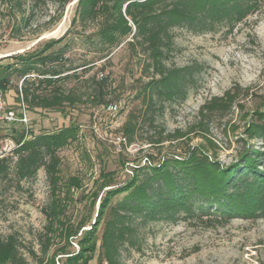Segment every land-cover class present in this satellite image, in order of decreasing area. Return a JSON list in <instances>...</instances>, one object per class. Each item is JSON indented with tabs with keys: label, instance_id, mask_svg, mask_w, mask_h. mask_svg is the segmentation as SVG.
I'll return each mask as SVG.
<instances>
[{
	"label": "trees",
	"instance_id": "1",
	"mask_svg": "<svg viewBox=\"0 0 264 264\" xmlns=\"http://www.w3.org/2000/svg\"><path fill=\"white\" fill-rule=\"evenodd\" d=\"M9 1L18 7L21 5V0ZM261 1L78 0L70 27L62 37L49 39L40 50L16 57L19 65L0 67V89L4 92L10 75L15 74L22 84L20 92L17 90L14 96V103L9 105L11 108H17L21 94L28 112L63 113L65 108L82 102L106 110L110 100L120 99L109 83V76L100 74L98 78L94 74L86 79L83 76L98 61L106 59L109 64L112 51L125 43L136 53V58L139 55L140 78L146 80L141 81L136 95L144 107L139 126H146L153 132L146 137V142L151 147L172 142L185 134L181 130L166 132L159 120L169 102L184 98L192 77L189 67H177L172 62L174 31L209 33L232 26L249 15ZM71 2L53 0L60 11L59 18L53 22L59 21ZM75 26L94 27L84 39L94 45L98 55L95 60L81 65L70 63L66 67L63 55L68 45L54 48ZM105 65L100 71H104ZM74 80L78 86L64 89L63 84ZM233 100V95L227 92L203 104L198 111V121L192 125L193 131L204 130L205 123L231 110ZM137 124L136 117L130 115L120 128L123 146H129L135 140ZM16 126L8 125L6 129L13 132ZM243 132L246 137L235 140L239 148L228 164L220 162L216 155L209 153V146L202 144L188 147L183 154L160 158L157 163H154V155L149 154L143 166L133 168L131 179L117 187L111 185L112 173H101L94 183V191L81 197V201L89 202L92 209L100 193L108 188L99 199L93 224L86 230L84 221L73 227L66 220L69 206L75 201L73 191L82 185L78 177L61 181L57 156L61 148L76 140L77 125L71 124L52 133L33 135L29 132L27 139L10 156L0 159V179L7 176L9 158H15L19 181L32 178L39 169H44L49 201L42 209L46 224L39 238L43 256L40 263L47 257L54 239L59 237L65 244L55 250L50 264H55L57 256L63 259L62 264H89L97 249L99 264H122L121 249L125 245L135 246L137 230L147 224L177 220L223 224L235 216L264 217V109L253 112ZM23 137L21 132L15 142L18 144ZM250 140L256 141V147ZM100 225L103 228L97 246ZM72 242L78 248L75 252L68 250ZM19 249L20 243L13 235L0 237V264H28Z\"/></svg>",
	"mask_w": 264,
	"mask_h": 264
},
{
	"label": "rangeland",
	"instance_id": "2",
	"mask_svg": "<svg viewBox=\"0 0 264 264\" xmlns=\"http://www.w3.org/2000/svg\"><path fill=\"white\" fill-rule=\"evenodd\" d=\"M75 1L66 6L58 22H53L60 16L53 0H21L20 7L12 1L0 0V67L19 65L16 57L40 50L49 39L62 37L70 27ZM70 30L54 48L68 45L63 65H81L95 60L98 54L94 52V45L84 39L94 27L75 26ZM174 34L172 62L177 67H189L192 77L184 98L169 102L159 123L168 133L181 130L185 134L182 138L159 146L147 144L146 137L153 132L139 126L144 107L141 98H136L145 79L140 78L139 55L136 58V53L125 43L112 51L109 64L106 59L98 61L83 76L84 79L94 74L98 78L100 74L109 76V83L120 98L109 102L117 105L115 112L85 102L67 107L63 113L29 112V132L33 135L52 133L71 124L79 127L76 140L57 152L61 181L69 177L81 180L82 187L73 191L75 201L66 214V220L73 227L84 221L86 230L93 224L99 199L108 188L100 193L92 209L81 197L94 191V183L101 173H112L111 185L117 187L131 179L133 168L143 166L149 154L154 155V163H157L160 158L183 154L188 147L202 144L209 146V153L216 155L220 162L228 164L239 148L235 140L246 137L245 123L253 112L264 109V0L232 26L197 34L176 29ZM9 79L4 97L6 103L12 105L22 80L15 74ZM72 86L78 83L74 80L63 84L66 90ZM227 92L234 98L232 109L205 123L204 130L193 131L200 107ZM130 115L137 119L136 137L131 145L123 146L117 143L116 137H122L119 130ZM21 132V127L16 126L12 132L0 125V137H11L15 141ZM250 144L257 145L255 140H250ZM8 166L6 178L0 179V237L13 235L28 264H50L51 256L65 241L55 238L47 257L39 262L43 259L39 238L46 224L42 209L49 201L44 169H39L32 178L19 181L15 158H9ZM102 228V225L98 228L97 246ZM135 244L121 249L122 264H264V217L235 216L223 224L198 220L151 223L137 230ZM77 249L73 242L68 248L69 252ZM98 255L99 249L89 264H99ZM59 257L55 258V264L63 263Z\"/></svg>",
	"mask_w": 264,
	"mask_h": 264
},
{
	"label": "built area",
	"instance_id": "3",
	"mask_svg": "<svg viewBox=\"0 0 264 264\" xmlns=\"http://www.w3.org/2000/svg\"><path fill=\"white\" fill-rule=\"evenodd\" d=\"M20 92V89H19ZM117 110V105L109 104L106 111L113 113ZM29 123L30 117L29 112L25 108L20 94V103L17 108H11L6 103L4 92L0 89V125H17L22 128L24 137L18 144L13 141L11 137H0V159L10 156L14 149L19 147L23 140L27 139L29 136ZM117 143L124 142L121 137L116 138Z\"/></svg>",
	"mask_w": 264,
	"mask_h": 264
},
{
	"label": "water",
	"instance_id": "4",
	"mask_svg": "<svg viewBox=\"0 0 264 264\" xmlns=\"http://www.w3.org/2000/svg\"><path fill=\"white\" fill-rule=\"evenodd\" d=\"M78 0L75 1V3L77 2Z\"/></svg>",
	"mask_w": 264,
	"mask_h": 264
}]
</instances>
